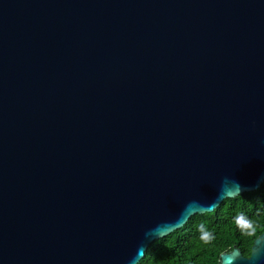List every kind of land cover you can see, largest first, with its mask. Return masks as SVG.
Wrapping results in <instances>:
<instances>
[{
    "label": "water",
    "instance_id": "obj_1",
    "mask_svg": "<svg viewBox=\"0 0 264 264\" xmlns=\"http://www.w3.org/2000/svg\"><path fill=\"white\" fill-rule=\"evenodd\" d=\"M263 179L264 0H0V264H136Z\"/></svg>",
    "mask_w": 264,
    "mask_h": 264
},
{
    "label": "trees",
    "instance_id": "obj_2",
    "mask_svg": "<svg viewBox=\"0 0 264 264\" xmlns=\"http://www.w3.org/2000/svg\"><path fill=\"white\" fill-rule=\"evenodd\" d=\"M241 217L249 223L238 222ZM201 226L211 234L207 243L201 239ZM263 231L264 179L254 191L225 198L212 212L195 214L152 241L136 264H217L219 254L233 248L248 257L252 241Z\"/></svg>",
    "mask_w": 264,
    "mask_h": 264
},
{
    "label": "clouds",
    "instance_id": "obj_3",
    "mask_svg": "<svg viewBox=\"0 0 264 264\" xmlns=\"http://www.w3.org/2000/svg\"><path fill=\"white\" fill-rule=\"evenodd\" d=\"M238 222H242L244 224H248L249 222L244 220L243 217L239 218V221ZM201 239L204 240L205 243L209 242L212 237H211V234L209 232H207L206 230H204L203 226H201ZM248 234H251L250 232Z\"/></svg>",
    "mask_w": 264,
    "mask_h": 264
},
{
    "label": "snow or ice",
    "instance_id": "obj_4",
    "mask_svg": "<svg viewBox=\"0 0 264 264\" xmlns=\"http://www.w3.org/2000/svg\"><path fill=\"white\" fill-rule=\"evenodd\" d=\"M247 226V225H246Z\"/></svg>",
    "mask_w": 264,
    "mask_h": 264
}]
</instances>
